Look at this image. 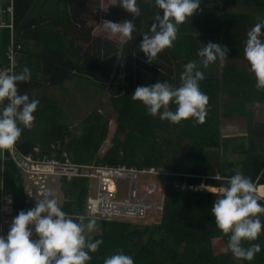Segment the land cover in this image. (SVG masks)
<instances>
[{
	"label": "trees",
	"instance_id": "trees-1",
	"mask_svg": "<svg viewBox=\"0 0 264 264\" xmlns=\"http://www.w3.org/2000/svg\"><path fill=\"white\" fill-rule=\"evenodd\" d=\"M111 2L0 0L3 10H12L15 39L21 44L14 71L19 73L25 66L31 70L30 81L19 82V92L40 102L33 113V127L24 128L16 144L18 150L34 158L46 156L63 161L61 155L66 154L76 164L167 172L160 223L138 228L127 221L96 220L97 229L88 236L93 241L102 239L103 243L98 251L89 253L92 259L87 264H104L107 257L119 251L130 255L134 264H264V230L256 240L243 242L244 247H261L252 261L234 258L226 247L229 237L216 227L211 214L217 197L199 188L201 184L227 186V178L237 172L250 177L255 186L264 185V133L257 132L252 124V111L236 101L249 92L264 100V89H257L255 75L232 67L225 68L222 75H209L200 65L198 70L205 75L199 81L200 90L209 97L203 123L195 118L179 123L161 120L159 115H150L142 102L131 98L137 86L157 81L178 87L184 65L196 61L198 51L208 42H220L228 47V55L236 56L245 46L247 25L257 23V18L264 19V0H201L202 11L180 25L173 47L165 48L151 62L156 70L144 63L147 57L139 44L145 33L152 35L151 24L162 10L155 0H137V16ZM128 19L135 31L132 39L123 44L119 34L107 32L101 25L104 20ZM8 45L9 29L5 28L0 30L2 64L7 63ZM120 55L123 58L115 67ZM201 60L196 62L200 64ZM79 83L110 93V105L117 114L112 146L101 157L98 152L108 135V121L98 114L88 115L77 137L67 140L64 112L53 101V90L71 91ZM170 108L174 111L176 105ZM242 119L247 122V134L222 136L223 120ZM173 157L182 160L181 168ZM175 182L185 188L173 187ZM22 184L19 170L6 153L5 160L0 161V192L12 196L14 216L34 207L24 199ZM87 187L88 180L84 178L64 183L60 189L66 200L61 209L74 218L83 215ZM259 203L264 205V200ZM260 219L264 223V215Z\"/></svg>",
	"mask_w": 264,
	"mask_h": 264
},
{
	"label": "clouds",
	"instance_id": "clouds-1",
	"mask_svg": "<svg viewBox=\"0 0 264 264\" xmlns=\"http://www.w3.org/2000/svg\"><path fill=\"white\" fill-rule=\"evenodd\" d=\"M200 3L201 0H155L162 15H155L150 28L152 35L145 33L139 44L149 63L165 48L173 47L180 25L198 10L202 11ZM118 4L128 13L140 14L137 0H112L110 5ZM257 19L258 22L247 33L244 56L256 77L257 89H264V39H261L264 37V19ZM101 25L105 31L119 34L122 44L131 40L135 31V25L130 19L122 22L104 20ZM228 51L227 46L208 42L198 51L202 58L200 64L208 68L217 59L223 62ZM204 78V72L198 70L197 62L190 61L184 65L178 87H173L167 81H157L152 85L137 86L131 98L142 102L150 115H159L161 120L179 123L181 120L195 118L198 123H203L209 103L208 95L199 86V81ZM30 79L31 70L27 66L19 73L11 69H0V151H12L23 129H31L34 125L33 113L40 102L30 99L26 93L21 94L18 87L19 82ZM171 104L176 105L174 111L170 108ZM214 178L222 179L219 176ZM64 183L68 182L61 180V187ZM226 185L210 191L217 197L211 207V214L216 227L229 237L227 250L236 259L252 261L261 247L259 244L244 247L243 242L256 240L264 230V223L260 219L264 215V205L259 203L264 197L257 194V185L252 179L241 172L227 178ZM59 192L58 202L49 190L43 194V199L36 201L35 207L21 210L13 218L7 236H0V264H87L92 259L89 253L98 251L103 243L102 239L93 241L88 236V233L96 231L97 221L88 219L85 223L84 215L74 218L63 211L61 207L66 199L61 189ZM29 225L34 226V231ZM104 264H134V260L119 251L107 257Z\"/></svg>",
	"mask_w": 264,
	"mask_h": 264
},
{
	"label": "built area",
	"instance_id": "built-area-1",
	"mask_svg": "<svg viewBox=\"0 0 264 264\" xmlns=\"http://www.w3.org/2000/svg\"><path fill=\"white\" fill-rule=\"evenodd\" d=\"M11 12L10 7L3 10L0 6V30L9 29V45L5 60L7 63H0V69L3 70H15L21 48L15 40ZM6 153L21 175L24 199L34 207L36 201L43 199V194L49 190L53 192L58 202L61 180L69 182L83 177L89 181L88 192L92 187V181L96 183L94 196L87 195L83 204V215L86 219L127 221L138 224L147 219L149 213L157 212L162 208L163 189L153 184L151 177L146 180L143 178L157 173L167 174L166 171L127 168L121 165L109 167L76 164L70 162L66 154L61 155L64 158L63 161L46 156L34 158L30 154H22L16 145L12 151H0L1 162L5 160ZM86 170L87 174L84 173ZM142 180L146 182L142 184ZM118 183H124L126 186L121 187ZM199 188H205V185L201 184ZM257 193L260 195L259 192ZM12 202L11 195L0 192V236H7L15 217ZM29 227L34 231V226L29 225Z\"/></svg>",
	"mask_w": 264,
	"mask_h": 264
},
{
	"label": "rangeland",
	"instance_id": "rangeland-1",
	"mask_svg": "<svg viewBox=\"0 0 264 264\" xmlns=\"http://www.w3.org/2000/svg\"><path fill=\"white\" fill-rule=\"evenodd\" d=\"M100 55H104V52H101ZM135 56V55H134ZM123 58V57H122ZM121 55L120 59H115V67L118 65V62L121 61ZM158 59L156 58L154 60ZM219 60V59H218ZM144 63L150 67H153L154 70L157 69V66L153 65L152 63H149L146 60H144ZM111 74H109V80H111ZM75 89L71 91H61V90H53L55 91L54 95V102H56L61 110L64 112V116L62 119H64V122L66 121L67 124V130H68V138L67 140H71L74 137H77V135L81 132L80 124L81 122L91 114H98L103 117L104 120L108 121V135L106 136L105 142L102 144L98 156L101 157L104 155V153L111 148V138L113 137V131H114V121L116 119V112L113 110V108L110 105V93L103 89H97V87H92L88 85L87 83L84 84H78L77 87H74ZM79 88L80 90H76ZM58 99V100H56ZM246 110L252 111V124H254L255 129L257 132L264 133V102H257V103H250L244 105ZM222 126V136H230V135H244L247 134V122L246 120H237V121H225L223 120L221 122ZM173 160L176 163V166L178 168L182 167V160L177 158ZM233 158V157H232ZM147 175L143 179L146 180L148 177H153L151 181L153 184H155L158 188L163 189L165 186V175L162 173ZM142 180V184L146 181ZM121 187H125L126 184L124 183H118ZM95 185L96 183L92 181V187L88 192V195L94 196L95 194ZM55 187V186H54ZM173 187L175 188H181L184 189L185 185H183L180 182H175L173 184ZM257 188V192L264 197V185H259ZM215 188H210L208 191H211ZM218 190V188H216ZM58 193L60 194L59 190ZM164 194V193H163ZM258 194V193H257ZM264 200V199H263ZM64 202V201H63ZM163 209V208H162ZM162 209L157 212H151L148 214L147 219H145L143 222L138 224H132L137 226L138 228H142L144 226H154L158 225L161 220V212ZM99 224V222H98Z\"/></svg>",
	"mask_w": 264,
	"mask_h": 264
},
{
	"label": "crops",
	"instance_id": "crops-1",
	"mask_svg": "<svg viewBox=\"0 0 264 264\" xmlns=\"http://www.w3.org/2000/svg\"><path fill=\"white\" fill-rule=\"evenodd\" d=\"M255 25V23L253 22L252 24L247 25L248 29L246 31L245 37H244V41L246 42L247 39V33L252 29V27ZM244 42V44L246 45V43ZM214 43V42H213ZM217 44H221L220 42H218ZM244 48L245 46H243V50L237 52V55L234 56L233 54H231L232 56L227 54V58L221 62L220 60H216L214 63L210 64L208 68L205 69V73L209 74V75H222V73L224 72L225 68L227 67H232L233 68H240L245 74H248L250 76H254V73L250 70V64L249 62L246 60L245 56H244ZM196 61L198 62V60L201 59V57H199V55L197 54L195 56ZM198 68L200 67L201 64H198ZM225 100H228V95L223 96ZM257 95L251 94L250 92L248 94L242 95L240 97L238 101V103L240 105H242L243 107H245L244 105L246 104H250V103H257V102H264V100L262 99H257ZM221 133H222V126H221ZM245 135V134H244ZM1 159V158H0ZM214 188V187H213Z\"/></svg>",
	"mask_w": 264,
	"mask_h": 264
},
{
	"label": "bare ground",
	"instance_id": "bare-ground-1",
	"mask_svg": "<svg viewBox=\"0 0 264 264\" xmlns=\"http://www.w3.org/2000/svg\"><path fill=\"white\" fill-rule=\"evenodd\" d=\"M205 188L207 189L208 188V190L210 189V188H213V187H211V186H205ZM215 188V187H214ZM216 189V188H215Z\"/></svg>",
	"mask_w": 264,
	"mask_h": 264
}]
</instances>
